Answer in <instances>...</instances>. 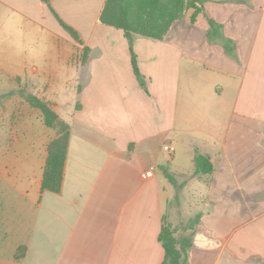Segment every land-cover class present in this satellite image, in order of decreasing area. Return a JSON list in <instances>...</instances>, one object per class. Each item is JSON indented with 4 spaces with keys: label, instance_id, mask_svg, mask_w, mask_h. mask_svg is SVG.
Here are the masks:
<instances>
[{
    "label": "crops",
    "instance_id": "0c3cea01",
    "mask_svg": "<svg viewBox=\"0 0 264 264\" xmlns=\"http://www.w3.org/2000/svg\"><path fill=\"white\" fill-rule=\"evenodd\" d=\"M50 2L81 42L42 0H0V24L14 16L48 33L56 59L45 69L20 56L0 91L42 92L34 94L58 115L44 96L49 83L64 75L79 91L71 119L59 115L70 136L58 193L41 189L55 130L19 94L0 98V113L20 128L10 157L27 152L23 172L5 178L19 195L9 202L24 205L0 216V264H163L159 233L173 194L166 174L181 151L193 165L198 154L213 163L208 178L192 175L182 187L198 202L186 264H264V0H204L193 21L190 9L163 39L134 35L144 87L123 31L97 20L104 0Z\"/></svg>",
    "mask_w": 264,
    "mask_h": 264
},
{
    "label": "trees",
    "instance_id": "16d2710c",
    "mask_svg": "<svg viewBox=\"0 0 264 264\" xmlns=\"http://www.w3.org/2000/svg\"><path fill=\"white\" fill-rule=\"evenodd\" d=\"M42 1L48 5L60 25L77 42H81L79 32L60 18L52 7L51 0ZM203 2L204 0H104L97 20L100 24L123 31L129 43L134 74L144 87L145 79L138 69L136 55L132 49L133 36L139 35L161 40L168 34L173 24L181 20L190 9L192 10L191 20L193 21L196 15L203 10ZM208 21L212 28L216 25L212 19ZM87 51L88 48H85L82 61L86 60ZM19 95L30 106L40 110L44 124L56 132V136L47 144L41 189L58 193L63 182L70 126L59 117L46 101L36 94L21 89ZM212 171L213 163L207 156L198 154L194 157V175H202L208 178ZM166 175L173 182L172 177L169 174ZM196 221L192 220L191 223ZM159 241L164 249L163 264H186V255L192 245V240L188 237H176L173 227L164 218L159 233ZM23 251L24 247L18 248L15 258L22 257Z\"/></svg>",
    "mask_w": 264,
    "mask_h": 264
},
{
    "label": "rangeland",
    "instance_id": "374dc122",
    "mask_svg": "<svg viewBox=\"0 0 264 264\" xmlns=\"http://www.w3.org/2000/svg\"><path fill=\"white\" fill-rule=\"evenodd\" d=\"M6 20L7 23H3ZM11 20H17V18L14 16L6 17L0 24V82L4 80V76L8 73L9 68L18 70L22 62L20 56L26 60L35 58L36 63H39L43 68L53 69L56 59L51 58L50 53H55V50L54 47L48 45L46 39L44 40V34L48 33H41L39 30L33 29L32 26H26L20 21L13 24ZM35 77L42 81L48 80L49 76L40 73L35 75ZM17 81L18 85H20V79H17ZM19 90H21V88L6 93V90H2L0 91V98H2V100L14 99L16 95L19 94ZM34 93L41 94L42 92L34 91ZM44 93L47 99H51L58 103L56 107L57 112L65 121H69L79 101L77 86L75 84L68 85L67 82H65L64 75H60L58 79L56 78L55 81L49 83ZM2 96H4V98ZM3 102L4 101L0 100V109L4 108ZM19 131V127L15 128L10 120L5 119L3 113H0V159H4V155L10 157V153H12L13 150V140L16 134H19ZM26 153L27 152L20 151L17 156L10 157L11 161L8 162L6 166L8 169L0 167V216L4 218H7V216L11 217L12 214L20 211L19 209L24 205L21 203V200L20 203L13 204L9 202V200H14L19 197V195L16 194L7 182L13 180L15 178L14 174L17 172H23L20 167L21 165L24 167V163H26ZM172 163L173 167L169 171V175L172 177L173 182L169 181L172 184L173 194L168 201V210L164 220L173 227L176 237L191 238L189 228L193 225L191 221L195 215L194 206L198 202L190 203L189 200H191V198L186 194V188L182 190V187L188 182V178L194 175V165L188 162L186 153L182 151L178 155L176 161ZM175 165L178 166L179 170L175 168ZM10 168H14L15 171H11L12 169ZM5 169H7V172ZM5 178L8 181H6ZM182 191H184V195L181 193ZM197 199H199V197L194 194L192 201H196ZM3 233L4 231L1 229L0 235Z\"/></svg>",
    "mask_w": 264,
    "mask_h": 264
},
{
    "label": "built area",
    "instance_id": "2783aa9c",
    "mask_svg": "<svg viewBox=\"0 0 264 264\" xmlns=\"http://www.w3.org/2000/svg\"><path fill=\"white\" fill-rule=\"evenodd\" d=\"M164 149L170 153H172L174 151V148L170 145H165ZM153 174V168L150 167L145 171V177H149Z\"/></svg>",
    "mask_w": 264,
    "mask_h": 264
}]
</instances>
